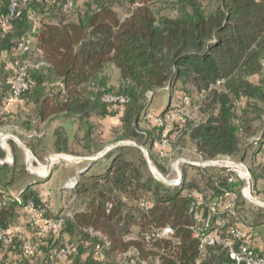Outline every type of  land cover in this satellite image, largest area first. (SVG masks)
I'll use <instances>...</instances> for the list:
<instances>
[{
  "label": "trees",
  "instance_id": "trees-1",
  "mask_svg": "<svg viewBox=\"0 0 264 264\" xmlns=\"http://www.w3.org/2000/svg\"><path fill=\"white\" fill-rule=\"evenodd\" d=\"M121 1L125 6L122 17L115 0H91L76 13L72 1L68 7V2L59 0L46 7L45 0H25L20 14L3 23L1 15L8 0H0V72L8 63L12 68L9 75L0 77V133L12 125L28 130L23 144L39 159L51 152L94 157L114 143L131 141L145 146L149 159L156 164L154 155L157 151L160 158L162 152L163 127L147 113L163 118L167 112H174L177 115L170 121L166 153L174 134L187 136L203 160L241 153L255 186L260 176L254 174V162L264 145V128L248 148L242 144L254 135L252 120L247 117L250 111L264 124V0H217L212 10H206L204 0H176L174 15L156 10L157 0ZM21 42L28 43L30 49L21 51ZM31 57L33 63L29 64ZM15 62L28 64L31 80L17 97L7 84L15 74ZM110 64L119 73L116 86L110 84L105 72ZM217 80L223 81L215 85ZM178 83L182 85L178 106H165L160 113L148 109L160 90ZM188 83L205 95L213 94L212 107L198 122L179 113L184 106L182 98L190 100L183 89ZM105 93L127 98L120 112L102 100ZM13 100L19 104L16 111L7 106ZM256 102L263 104L262 109ZM25 107L34 115L33 129L28 124L23 127L24 121L18 122ZM106 116L119 120L108 137L92 121ZM142 121H146L143 126ZM66 124L76 125L72 139ZM10 145L15 151L12 141ZM5 154L0 146V158ZM16 165V156L12 165L0 164V228L11 237L8 245L0 242V264L18 256L30 264H48L44 260H53L52 252L63 245L71 248L67 264H87L88 256L93 264H105L108 252L122 254L130 247L137 254L127 257L124 264H140L149 256H156L159 264H195L198 240L189 229L193 222L189 211L193 197L189 194L194 192L201 193L206 204L236 195L235 214L224 213L226 225L216 231L223 240L231 239L229 227L256 229L264 224L258 212L243 216L246 208L237 190L240 182L227 167L190 164L193 175L188 178L183 170L180 183L169 186L150 173L138 147L116 145L91 163L81 164L83 168L69 189L83 197L84 207L64 216L62 211L53 212L29 183L18 192L21 202L9 199ZM29 198L45 206L43 219L63 217L57 233L43 236L31 227L22 208ZM196 209L207 210L204 204H197ZM19 212L25 215L29 235L11 228ZM164 226L174 230L169 238L145 239V232ZM134 230L135 238L131 239ZM26 238L35 246L32 257L36 259L21 251ZM243 241L249 250L264 256V250H258L245 234ZM96 244L103 246L101 256L95 254ZM230 262L224 246L215 244L206 248L199 264Z\"/></svg>",
  "mask_w": 264,
  "mask_h": 264
},
{
  "label": "rangeland",
  "instance_id": "rangeland-1",
  "mask_svg": "<svg viewBox=\"0 0 264 264\" xmlns=\"http://www.w3.org/2000/svg\"><path fill=\"white\" fill-rule=\"evenodd\" d=\"M57 0H45V6L49 7L51 5H54V2ZM73 2V7L72 11L76 13L77 10L82 9L85 5L86 2L91 1V0H59L61 3L68 2L66 7L70 6V4ZM121 0H115V7L116 11L118 14L122 17L125 11V6L122 5ZM156 4L154 7L156 10H158L161 14L164 15H174V6L176 3V0H157L155 2ZM203 4L206 8V10H212L216 5H217V0H204ZM73 12V13H74ZM33 57L29 59V64L33 63ZM1 63V61H0ZM6 69H3V71L0 72V77H2V74L5 76L9 75L11 72V65L8 63ZM115 86L117 85L116 80H113ZM59 83V82H58ZM57 84V83H55ZM184 91L189 94L190 97V105L187 106V112L186 115L189 116L192 120H195L198 122L202 115H205L206 112L209 110V108L212 107V96L213 94L205 95L202 91H198L196 88L190 85V83L186 84L184 86ZM182 91V85L181 83L176 84L174 87L168 89H163L160 90L150 101V104L148 106V109L151 110L152 112L154 111L155 113H160L161 110H163V106L166 104V107H169L171 109L175 108L176 106L179 105V96L181 95ZM56 93V92H55ZM13 99V98H12ZM254 104V103H253ZM258 108L262 109L263 104L260 102L255 103ZM8 109L10 110H17L19 104L17 101L13 100L10 103L7 104ZM211 106V107H210ZM253 107V106H252ZM31 110L25 107V111H23L18 118V122L24 121L25 124H22L23 127H26V124L29 126L32 125L33 129V123L32 120H35L33 117ZM251 123V132L254 134L251 137H248V140L242 144V148H248V144L250 141L253 140L254 137L257 136V134L262 131L264 128V124L262 122V119L259 118V116H255L253 111H250V113L247 115ZM255 118V119H254ZM97 118H93L92 121L95 122V125H97V129L100 130L102 128V123L100 121H97ZM102 120V119H101ZM146 124V121H142V126ZM40 126H43L42 129L45 128L46 125L42 124ZM29 128V127H27ZM29 131L25 130L22 127L19 126H9L3 129L0 133V146L1 148L5 151V157L0 158L1 161L4 159L9 160V163L12 165L14 157H17V165L15 166L14 169V181L13 183L9 186V190L13 191L16 193L20 189L24 188L26 185L29 184H35L36 182H40L41 185L43 186L42 188L46 192L49 185H47L46 177L48 176V171L49 169L46 168V160L48 157L55 156V155H63V153H52L50 148H46L47 153L45 154L44 158L39 159L35 154L28 152V150L24 147H22L15 139H11L8 137V135H12L14 138L18 139L21 143H23L22 140L28 139L25 134H27ZM179 137V138H178ZM180 139V140H179ZM179 140V141H178ZM10 141L13 142L16 150L12 151V145H10ZM146 149V147L144 146ZM262 153L257 156L255 160V169L254 174L257 176H260L259 179H257V186H253L252 184V177H251V172L249 169L248 162H244L242 160L241 153H237L233 156L230 157H220V158H215L212 160H203L200 159L199 155L196 154L195 151L192 150V144L189 140V138L185 135H180L174 134L173 136L170 137V147H169V152H167L166 157H157V151L155 156V161L156 164L159 165V167L151 160V162L154 164V166L157 168V171L162 175V177L170 181L172 179L177 178L178 174L181 176L182 180V171L185 170L188 178H190L193 173L194 169L189 167L190 164L193 165H199L203 166V163L206 162H215L216 164L213 166H220L224 167L227 166L230 170V172L233 174L232 176L236 178L240 182V186L237 189L239 194L242 197L243 204H245V214L243 213V216L247 218V216H250V212L252 213H257L260 216V219H263L264 217V206L258 204V201L264 203V146L262 147ZM78 150V148H76ZM7 152L11 154L10 156H7ZM70 156V154H64ZM177 163V168H178V173L177 171L173 170L174 164ZM236 163H241L244 164V166L248 169L249 175H250V193L253 196V199H249L248 197L244 196L243 190L246 188V180L244 178H240L238 176V173L236 170V167L233 165ZM1 164V163H0ZM28 164L32 165L33 169H38L41 167L45 170V174H38L36 172H33ZM62 162L55 161L51 167L53 166H59L61 165ZM50 167V168H51ZM150 171V170H149ZM151 173V171H150ZM152 174V173H151ZM58 181L55 182V179L51 180V183L54 184L52 186V191L51 194L52 196L50 197L49 204L51 206V209L53 212H58L62 211L64 216L69 215V213L73 212L74 210L82 209L84 207L83 204V197H77L72 191L69 189V182L66 184L62 183V178L60 177L57 179ZM64 180V178H63ZM54 182V183H53ZM39 183V184H40ZM61 184L64 185V188L61 189L60 186ZM169 186H174L172 183L167 184ZM49 190V189H48ZM51 190V189H50ZM49 190V191H50ZM25 215L23 212H19L16 218V222H20L22 225L23 221L22 219L25 220ZM263 224V223H261ZM259 225V227L256 228L258 232V238L261 240L262 244L264 245V224ZM23 226V225H22ZM26 231L28 229L26 228ZM24 234V233H23ZM131 239L135 238V230L133 231L132 236L130 237ZM67 240V239H66ZM61 241V240H60ZM62 241H65V238L62 239ZM71 241L76 242L75 238H71ZM134 250V247H130L126 252L122 254H118L117 252H108L107 255L104 258V263L105 264H116L117 260H119L120 257L124 256V254H127V257L132 256L131 252ZM89 253L91 252V249L88 251ZM130 252V255H129ZM129 255V256H128ZM43 255H40V257ZM17 257V256H16ZM14 257H10L9 259H5L2 264H30L28 261L24 260L23 258H20L18 256L15 258V261L13 259ZM21 259V260H20ZM89 261H87V264H93V260L88 256ZM148 261V264H159V260L157 259L156 256H149L146 258ZM44 262L48 264H63L62 262H57L55 260H51V258L44 260ZM64 264H67L65 262ZM134 264V263H131Z\"/></svg>",
  "mask_w": 264,
  "mask_h": 264
},
{
  "label": "built area",
  "instance_id": "built-area-1",
  "mask_svg": "<svg viewBox=\"0 0 264 264\" xmlns=\"http://www.w3.org/2000/svg\"><path fill=\"white\" fill-rule=\"evenodd\" d=\"M25 0H8L7 8L5 13L1 15V20L3 23H8L14 17L20 14V6ZM19 49L21 51H27L30 49V45L28 43H19ZM39 64H36L37 67ZM15 74L7 80V84L9 86V90L11 94L15 97L22 94L30 85V76L27 71L28 64L26 62H15ZM223 80H217L215 85H219ZM213 87L212 85L210 88ZM203 92V91H202ZM104 102L109 103L116 111L120 112L123 104L127 102V98L122 95H115L105 93L102 97ZM184 102V106L180 110L179 113H186L187 106L190 104V100L187 96L182 98ZM239 103H237L238 105ZM239 111V108H238ZM177 115L174 112H167L165 116L158 117L154 116L151 112L147 113V117L154 119L156 123L162 125L163 131L160 138V147L162 148V152L160 153V157H164L167 155L165 149L169 146V140L167 138V132L170 130V121ZM198 165V164H197ZM244 166V164H242ZM227 167V166H224ZM245 167V166H244ZM228 168V167H227ZM229 170V168H228ZM237 171V170H235ZM238 173V171H237ZM238 176L240 178H244L246 180V185L250 187L248 178L242 177L239 173ZM173 185H177L181 181V176L178 174L177 178L173 179ZM229 180H233V177L230 176ZM74 186V185H73ZM70 186V187H73ZM246 186V187H247ZM244 193V192H243ZM189 196L193 197V201L190 204L189 211L192 213V224L189 226V229L192 232L193 237L198 240V255L195 264H199L200 256L206 252V248L209 246H213L215 244H222L227 251L228 257L231 260L230 264H264V256L258 253H254L249 250L248 246L244 243V231L238 227H229L227 229V233L230 235L231 239H225L217 234V229L222 228L226 225V218L223 217V214L226 213L228 215H234V200L236 195L232 193L228 199L222 200H214L208 204L205 203L204 197L201 193L194 192L189 194ZM245 196V194H244ZM19 202L20 199H16ZM45 202V200H44ZM197 204H204L207 208L204 213L202 210L196 209ZM220 205H222V209L220 210ZM141 206H144V203H141ZM23 211L28 219L32 228H37L38 232L47 236L49 234H55L59 231L63 224V217L58 216L55 218L43 219V215L45 213L44 205H36L33 199L29 198L25 202L22 203ZM216 225V229L212 228V225ZM174 230L170 226H164L161 228H157L153 231H147L144 234L145 239H154V238H169L173 234ZM0 242L4 245H8L11 243V237L5 231L0 228ZM21 251L23 255L32 257L35 252V246L30 238H26L21 245ZM71 253V248L68 245H63L58 247L52 252L53 260L57 262H63L66 260L68 255ZM95 254L101 256L103 254V246L100 244H96L95 246ZM131 254L136 255L135 250L131 252ZM130 255V252H129ZM128 255V256H129ZM36 259L35 257H32ZM127 258V254H124L119 259L118 264H124ZM140 264H148L147 260H140Z\"/></svg>",
  "mask_w": 264,
  "mask_h": 264
},
{
  "label": "crops",
  "instance_id": "crops-1",
  "mask_svg": "<svg viewBox=\"0 0 264 264\" xmlns=\"http://www.w3.org/2000/svg\"><path fill=\"white\" fill-rule=\"evenodd\" d=\"M105 72H106V74H108L110 76V84L115 85L113 80H116V83H118L119 73H118V70L113 65H111V64L108 65L106 67ZM165 106H166V104L163 107H165ZM96 118L98 119L97 121H100V123H102V128H100V131L102 132V135L104 137H108L111 130L114 127H116L117 125H119V120L117 117L106 116L104 118H100V117H96ZM66 127L68 130V136L70 139H72V137L74 136L76 129H77L76 125L75 124H66ZM52 128H54V124L52 125ZM192 150L195 151V149H193V148H192ZM261 153L262 152H260V154ZM196 154L199 155L198 153H196ZM260 154H258V155H260ZM71 156H74V155H71ZM199 157H200V155H199ZM200 159H201V157H200ZM81 164L82 163L62 162V164L59 166L51 167L48 171V176L44 180V181H46L47 185H49L48 189L49 190L51 189L50 191L47 189V191L45 192L44 189L42 188L43 186L41 185L40 182H36L35 184H31V187H32V189L39 192V195L43 201L44 200L48 201L53 194V193L51 194V191H52V186H54V184L51 183V180L55 179V182H56V181H58L57 179H59L61 177L62 183L66 184L67 182H69L68 183L69 186H73L75 184L77 177H78V173L83 168ZM254 166H255V162H254ZM63 178H64V180H63ZM260 180L261 179H259V181ZM255 185L257 186V181L255 182ZM60 188L63 189L64 185L61 184ZM18 192L19 191L14 193L13 191L10 190L8 193L9 199L12 201L16 200L17 198L20 199L18 196ZM48 203H49V201H48ZM22 221H23L22 222L23 226L20 224V222L17 223L15 220V222L12 223L11 228L15 232L24 233L26 235H29V233L26 231V225H25L26 224V218H25V220L22 219ZM243 231H244V234L246 235L247 239L251 240L253 242V244L258 248V250H264V245L262 244L261 240H259L258 232L256 229H245V228H243ZM62 263L64 264L65 261H63Z\"/></svg>",
  "mask_w": 264,
  "mask_h": 264
},
{
  "label": "water",
  "instance_id": "water-1",
  "mask_svg": "<svg viewBox=\"0 0 264 264\" xmlns=\"http://www.w3.org/2000/svg\"><path fill=\"white\" fill-rule=\"evenodd\" d=\"M8 137L11 138V139H15L22 147L26 148L28 150V152L31 153L30 150L23 143H21L18 139L14 138L12 135H8ZM116 145H132V146L138 147L144 153V155H145V157L147 159V163H148L149 169H150L151 173L154 175V177L156 179L160 180L161 182L165 183V184H171V183L165 181L164 179H162V178H160L158 176V175H160V173L157 171V168L154 166V164L149 159L148 154H147V150L143 146L137 145L136 143L131 142V141H120V142L114 143L111 146H108L107 148L103 149L101 152H99L94 157H79V156H71L70 155L69 158H66V157H63L61 155H56V161H59V162H73V163H88L89 164L92 161H94L97 157H99L102 154H104L105 152H107L111 147L116 146ZM7 156H10V158H11V154L9 152H7ZM0 163L1 164L9 163V160H7V159H4L3 161L0 160ZM52 164H53V162L51 161L50 157H48L47 160H46V168L50 169ZM215 164H216V161L215 162H210L209 161V162L203 163L202 165L203 166H210V165H215ZM247 181L249 182V185H250V175H249ZM258 204L264 206V203H262L260 201H258Z\"/></svg>",
  "mask_w": 264,
  "mask_h": 264
},
{
  "label": "bare ground",
  "instance_id": "bare-ground-1",
  "mask_svg": "<svg viewBox=\"0 0 264 264\" xmlns=\"http://www.w3.org/2000/svg\"><path fill=\"white\" fill-rule=\"evenodd\" d=\"M61 156L66 157V158H69V157H70V156H68V155H64V154L61 155ZM50 159H51V161L54 163V162L56 161V155H55V156H51ZM233 165L236 167V170L238 171V173H239L242 177H246V178L249 177L248 169H247L246 167H244L241 163H236V164L233 163ZM28 166H29V168H30L33 172H36V173H38V174H42V175L45 174V170L43 169V168H45V167H41V168H38V169H33L31 164H28ZM173 170H174V171H177V173H178L177 163L174 164ZM157 175H158V174H157ZM158 176H159L160 178L164 179V178L162 177L161 174L158 175ZM164 180H165V179H164ZM165 181H167V180H165ZM173 181H174V180L172 179V180L167 181V182L172 183ZM243 192H244V194H245L246 197H248L249 199H253V196H252L251 193H250V188H249L248 186L243 190Z\"/></svg>",
  "mask_w": 264,
  "mask_h": 264
}]
</instances>
